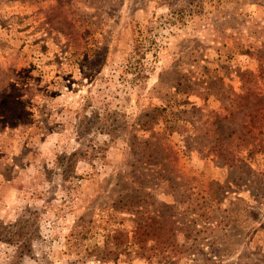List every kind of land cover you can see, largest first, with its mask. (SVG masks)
<instances>
[{"label": "rangeland", "instance_id": "374dc122", "mask_svg": "<svg viewBox=\"0 0 264 264\" xmlns=\"http://www.w3.org/2000/svg\"><path fill=\"white\" fill-rule=\"evenodd\" d=\"M0 264H264V0H0Z\"/></svg>", "mask_w": 264, "mask_h": 264}, {"label": "trees", "instance_id": "16d2710c", "mask_svg": "<svg viewBox=\"0 0 264 264\" xmlns=\"http://www.w3.org/2000/svg\"><path fill=\"white\" fill-rule=\"evenodd\" d=\"M229 138H232V134L230 136H228V139ZM210 211H212V209H210L209 211L205 212V214H203V215H199V217H200V220L202 222L206 223L209 226H213L214 225V221L213 220L215 219V216L213 215V211L214 210L212 211V213H210ZM183 233H184V235H185L187 240L190 239L191 235H192V233H190V226H187V230H185Z\"/></svg>", "mask_w": 264, "mask_h": 264}]
</instances>
